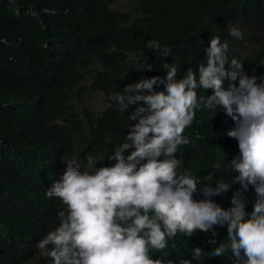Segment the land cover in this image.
<instances>
[{"label": "trees", "instance_id": "1", "mask_svg": "<svg viewBox=\"0 0 264 264\" xmlns=\"http://www.w3.org/2000/svg\"><path fill=\"white\" fill-rule=\"evenodd\" d=\"M112 1L0 0V264H53L36 245L59 226L58 212L67 213L59 198L46 194L66 170L65 160H77L81 171L91 170L88 155L97 169L114 166L117 161L108 158L130 143L128 126L137 123L128 116L143 102L121 112L111 95L142 78L164 77L165 62L177 68V79L190 67L199 79L213 36L227 41L229 62L237 59L247 75L264 83V0H134L135 15ZM233 27L242 39L229 34ZM149 41L169 48V57L149 49ZM129 55L137 61L130 62ZM90 92L102 94L101 108L89 103ZM197 94L207 97L212 90ZM235 126L223 109L202 105L185 129L189 142L178 146L175 158L182 165L177 173L197 182L194 200L206 199L205 185L231 183L239 175L230 166L240 155L238 141L227 135ZM237 190L241 184L232 183L211 199L228 209ZM243 197L250 217L255 188L249 185ZM214 231L215 237L211 231L178 233L164 250L150 249V256L161 264H235L230 248L214 256L219 244L230 243L227 225ZM211 239L216 243H208ZM197 247L203 252L194 260Z\"/></svg>", "mask_w": 264, "mask_h": 264}, {"label": "clouds", "instance_id": "2", "mask_svg": "<svg viewBox=\"0 0 264 264\" xmlns=\"http://www.w3.org/2000/svg\"><path fill=\"white\" fill-rule=\"evenodd\" d=\"M229 34L243 38L235 27ZM147 47L160 50L164 59L170 55V49H161L159 42L149 41ZM204 51L207 66L199 64V79L191 67L177 79V68L165 62L164 77L142 78L110 96L121 112L143 102L128 116L129 121H137L128 126L130 143H123L108 158L117 161L111 167L97 169L91 155L87 157L91 170L81 171L77 160H65L66 170L46 194L59 198L67 213L58 212L59 226L36 245L42 256L50 257L53 264H161L151 258L150 249L164 250L168 239L178 233L190 237L197 230L211 231L215 237L214 226L226 224L230 243L227 248L219 244L214 256L222 257L230 248L235 264H264V83L247 75L237 59L229 62L227 41L221 43L213 36ZM137 59L128 56L130 62ZM152 67L148 64L146 69ZM135 69L145 70L139 65ZM161 85L164 90L155 91ZM198 89L212 90V95L198 97ZM202 105L223 109L235 122L227 135L238 141L240 155L230 166L239 175L231 183L205 185L206 199L196 201L197 182L177 173L182 165L175 153L189 142L183 133ZM129 149L134 150L125 158ZM236 182L243 191L249 185L255 188L258 199L250 217L242 190L233 194L228 209L211 199L227 193ZM202 252L195 248L193 259Z\"/></svg>", "mask_w": 264, "mask_h": 264}, {"label": "rangeland", "instance_id": "3", "mask_svg": "<svg viewBox=\"0 0 264 264\" xmlns=\"http://www.w3.org/2000/svg\"><path fill=\"white\" fill-rule=\"evenodd\" d=\"M113 7L127 8L131 10L132 15L137 14V9L134 0H115L111 2ZM88 101L94 108H101L104 104L102 94L99 92H90Z\"/></svg>", "mask_w": 264, "mask_h": 264}]
</instances>
